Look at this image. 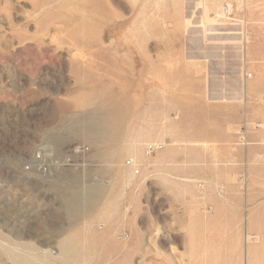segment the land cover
Listing matches in <instances>:
<instances>
[{
  "label": "rangeland",
  "instance_id": "obj_1",
  "mask_svg": "<svg viewBox=\"0 0 264 264\" xmlns=\"http://www.w3.org/2000/svg\"><path fill=\"white\" fill-rule=\"evenodd\" d=\"M0 264H264V0H0Z\"/></svg>",
  "mask_w": 264,
  "mask_h": 264
},
{
  "label": "built area",
  "instance_id": "obj_2",
  "mask_svg": "<svg viewBox=\"0 0 264 264\" xmlns=\"http://www.w3.org/2000/svg\"><path fill=\"white\" fill-rule=\"evenodd\" d=\"M235 10L232 5H226L222 8L221 13L229 23L234 25L236 29V35L240 38V41L246 40L247 30L244 24V20L238 19L235 15ZM252 76L251 72L245 70L241 75V83L245 85L247 80ZM162 148V144L150 143L146 145V154H151L154 151ZM90 151V147L86 144L77 143L72 145L66 155L64 156H53L46 152L45 149L34 150L30 160L23 167L25 171L34 172L42 178L48 179L52 176L53 172L60 167L64 166H80L82 161L86 159L87 154ZM124 165L130 167L134 174L139 173V164L133 158L125 160Z\"/></svg>",
  "mask_w": 264,
  "mask_h": 264
},
{
  "label": "bare ground",
  "instance_id": "obj_3",
  "mask_svg": "<svg viewBox=\"0 0 264 264\" xmlns=\"http://www.w3.org/2000/svg\"><path fill=\"white\" fill-rule=\"evenodd\" d=\"M219 15H220V14H219ZM244 55H245V54H244ZM40 148L42 149V147H40ZM40 148H39V149H40Z\"/></svg>",
  "mask_w": 264,
  "mask_h": 264
}]
</instances>
